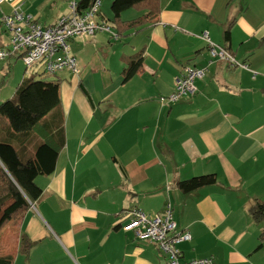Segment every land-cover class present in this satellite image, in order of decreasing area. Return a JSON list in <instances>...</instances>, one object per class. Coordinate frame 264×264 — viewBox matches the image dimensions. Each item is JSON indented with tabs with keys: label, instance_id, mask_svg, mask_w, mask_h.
<instances>
[{
	"label": "crops",
	"instance_id": "obj_1",
	"mask_svg": "<svg viewBox=\"0 0 264 264\" xmlns=\"http://www.w3.org/2000/svg\"><path fill=\"white\" fill-rule=\"evenodd\" d=\"M113 1L101 5L111 23ZM25 3L0 5V44L10 39L2 19L15 8L44 25L70 13L42 15L23 10ZM160 3L158 21L140 31L115 27L119 38L101 32L69 42L80 72L54 76L65 144L54 172L36 178L41 196L1 233L0 257L12 264H165L157 243L124 226L132 209L153 216L170 206L178 230L192 233L179 245L186 260L264 264V221L250 213L264 203V0ZM146 12L130 8L121 20ZM205 31L248 68L212 60ZM141 50L143 68L123 82L126 57ZM12 61H2L9 72ZM186 65L207 68L195 81L197 93L164 103ZM204 174H215L217 183L188 193L178 186Z\"/></svg>",
	"mask_w": 264,
	"mask_h": 264
},
{
	"label": "trees",
	"instance_id": "obj_2",
	"mask_svg": "<svg viewBox=\"0 0 264 264\" xmlns=\"http://www.w3.org/2000/svg\"><path fill=\"white\" fill-rule=\"evenodd\" d=\"M95 1L78 0L77 11L89 9ZM160 4V0H114L111 7L113 25L120 32L126 29L140 31L146 23L158 21ZM130 8L147 12L133 21H122L121 14ZM224 37L226 42L230 41V27L225 30ZM10 59L18 60L17 57ZM126 61L123 82L129 81L143 68L144 52H136L126 57ZM9 73V70L4 73L0 88ZM36 75H40L39 78ZM60 104V80L44 74L24 78L14 96L0 102V236L8 225L20 221L32 202L41 196L42 189L36 178L52 174L56 168L60 148L66 140ZM43 132L46 135L41 139ZM216 183L215 174H204L179 181L178 186L188 193ZM250 213L256 222L264 221V203L257 202L250 208ZM22 243L24 250L31 246L25 237ZM263 244L264 229L260 233L259 247ZM12 263V257H0V264Z\"/></svg>",
	"mask_w": 264,
	"mask_h": 264
},
{
	"label": "built area",
	"instance_id": "obj_3",
	"mask_svg": "<svg viewBox=\"0 0 264 264\" xmlns=\"http://www.w3.org/2000/svg\"><path fill=\"white\" fill-rule=\"evenodd\" d=\"M16 1L0 0V5ZM101 5L102 0H96L89 9L79 12L77 2L74 1L71 3L70 13L50 25L41 24L32 15L15 8L12 14L5 15L2 19L3 25L10 32V39L0 44V61L17 57L24 61L27 69L33 70V74L56 76L65 69L78 74L80 70L77 61L70 53L71 40L95 36L101 32L119 38L113 23L102 16ZM202 38L207 43L212 60L226 61L232 67L248 68L246 63L239 61L226 47L212 41L208 31L202 34ZM206 70L207 68L186 65L183 73L175 78L174 91L164 97L163 102L174 103L183 97L194 96L198 91L195 81L203 78ZM126 214L130 221L124 229L135 231L140 239L157 243L168 256L165 264H212L210 258H184L179 245L191 241L192 233L189 230H178L170 206L161 215L151 216L138 208Z\"/></svg>",
	"mask_w": 264,
	"mask_h": 264
},
{
	"label": "rangeland",
	"instance_id": "obj_4",
	"mask_svg": "<svg viewBox=\"0 0 264 264\" xmlns=\"http://www.w3.org/2000/svg\"><path fill=\"white\" fill-rule=\"evenodd\" d=\"M54 1H57V6L55 7L51 6L52 4H54ZM73 1L74 0H37L33 2V0H26V3L24 7H22V9L26 11V9H28L27 7H30L34 11L35 10L42 11V15H47L52 12L58 13V11L63 12V11L69 10V7L71 6V3ZM125 39H128V37L123 38V40ZM123 40L121 41L122 43H124ZM120 45L122 47L123 44H120ZM6 64L7 63L0 61V81L2 80L3 75H4L3 72L8 71L9 69V66L8 65L6 66ZM33 73L34 72L32 69L30 68L27 69V66L23 60L18 59L16 61H12L11 72L8 75L6 83L0 89V102L5 101L9 98H12L15 94L17 86L22 81V79L25 76L31 77V75H34ZM36 76L39 78L40 75H36ZM49 77H52V76H49ZM183 98H181L180 100H182ZM180 100H178L177 102H179ZM177 102H174V103H177Z\"/></svg>",
	"mask_w": 264,
	"mask_h": 264
}]
</instances>
